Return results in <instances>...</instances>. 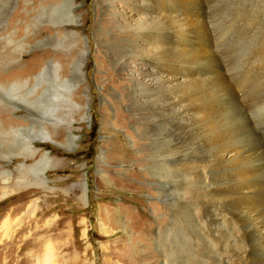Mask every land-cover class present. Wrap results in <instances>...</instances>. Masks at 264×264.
I'll return each instance as SVG.
<instances>
[{"label":"rangeland","instance_id":"1","mask_svg":"<svg viewBox=\"0 0 264 264\" xmlns=\"http://www.w3.org/2000/svg\"><path fill=\"white\" fill-rule=\"evenodd\" d=\"M197 1L209 22L203 34L214 45L204 66L193 64L200 33L178 63L162 62L200 74L198 82L176 92L156 90L150 82L159 56L140 50L147 34L137 21L144 2L0 0V19L7 13L0 83L27 85L20 90L21 107L9 103L10 95L0 97L8 115L25 126L40 109L51 108L72 127L50 129L52 140L35 142V156L21 151L19 136L0 142V264H200L197 245L209 246L217 233L204 223L196 234L191 225L183 229L171 206L183 191L175 186L174 194L166 186L181 183L200 162L217 160L212 136L242 149L264 146V0ZM166 4L172 14L181 12L179 5ZM71 13L75 23L67 22ZM171 23L156 20L150 34ZM205 68L216 72L201 80ZM43 69L47 73L37 82ZM249 76L257 82L253 96L236 88L239 99L227 100L228 84L235 87ZM209 103L213 111L206 109ZM66 110L71 114L63 116ZM46 156L50 162L40 183L28 170ZM228 232L227 239L219 233L222 242L228 240L222 245L235 244ZM203 260L214 264L211 257Z\"/></svg>","mask_w":264,"mask_h":264},{"label":"bare ground","instance_id":"2","mask_svg":"<svg viewBox=\"0 0 264 264\" xmlns=\"http://www.w3.org/2000/svg\"><path fill=\"white\" fill-rule=\"evenodd\" d=\"M137 1L144 2L142 12L139 14L141 17L137 21L139 27L147 33L146 35L142 36L140 50L153 52L159 56L153 58L155 61V64L153 65L154 72L151 75L150 82L152 85H154V89H171L175 90L176 92H180L188 84H191L195 80H200V74L198 73V70L194 72H197L199 75L194 74V72L190 74L187 71H184V66L181 64L175 67L162 64L164 61L178 63L176 59L181 60L180 58L182 49L190 48L194 43L196 44V40H199V37L194 35L199 33L201 34L200 40L203 39V42H198V44H200L198 46L200 51L195 56L193 64H203L204 66V61L208 60L209 56H211L208 47L210 48L213 43L210 42V39L207 38L205 33L203 34L209 22H207L206 19L204 20V12L199 6L200 2L197 0H169L172 4L179 5L182 8L180 13L172 14L169 12V7L167 9V7L164 5L166 4V0ZM101 4L103 5L100 6L104 7V3L101 2ZM153 12L156 13V17L153 16ZM6 14L7 13H4L2 19H0V36L7 25V20L5 18ZM19 17H21L20 13ZM75 19V14L71 13L67 22L75 23ZM160 19H171L172 23L165 25L160 31H158V34H150L154 32L151 30V26L156 20L158 21ZM173 32L175 36L173 35V37H171ZM173 44H176L177 47H173ZM169 49H173L172 56L169 54V52H171ZM157 51L161 52L160 55ZM260 53L261 54L259 55L261 60H264V46L262 47ZM254 69L257 71V74H259L262 70L259 67H255ZM215 72L216 69L214 68H205L201 71V75L204 76L201 78V80L206 79L207 75H213ZM46 73L47 69H43L37 76H35L34 79L38 82L44 78ZM245 75L248 76L249 74ZM251 76L242 79V81L238 82V85L236 84L237 86L235 87L227 83L229 87L228 95L226 97L227 100L233 98L239 99L236 93V88H244L245 97L247 95H252L251 90L254 89L253 86L257 82L255 81L256 78L253 80ZM20 81L14 83L10 82L8 85L4 82L0 83V97L4 98V96L10 95V100L12 102L9 99L8 100L10 102H8L19 107L22 106L20 102L22 103L24 99L22 98L23 94L21 95L20 90L27 86L26 84H23V81L21 83ZM192 85L193 84L190 86ZM256 92L257 93L254 95H256V100L259 102L261 99H263V94H261L259 88ZM246 100L248 99H245V101ZM26 101L29 104L31 103L28 100ZM65 101L70 103L69 106L76 107V105H74V103L69 98V95H66ZM213 108H215V106L212 103H209V105L206 107L207 110H212ZM193 111L195 113L198 112L194 109ZM9 112L10 110L5 105H3L2 99H0V142L6 144L13 143L17 141L15 137L19 136L21 137L19 140L21 151L27 150L32 156H35V153L37 152L35 150V142L39 141L43 143L52 140L48 132L50 129L53 131L55 130L56 132H65L72 128L70 122L64 121L63 118L60 120L59 114H55V111H53L51 108L40 109V111L37 112V116L39 117L29 118L30 125L25 126H21L17 120L12 119L8 115ZM66 112L67 113H64L63 116H68L71 114L69 110H66ZM58 121H60L62 126L61 124L58 125L55 123ZM25 130L38 133L36 135H26L24 133ZM212 134H214V132ZM70 137V141L73 142L75 136L70 135ZM229 137L232 138L231 135ZM219 138L220 135L211 137V140L214 141V143H217L215 148V153L217 152V160L215 159V161L211 163L200 162L198 167L195 168L196 171L194 170V173L192 172L193 174L186 176V178L183 179L181 183L179 182L177 184H173L170 182L167 184L166 189L169 192L175 194L177 192V190H173L175 186H177L181 192L183 191L182 197L179 198L177 195V199H174L173 205H171L174 206L172 211H178L176 214L180 219L179 221L181 222L180 224H182L183 229L186 230L188 227L187 225H191L193 230L192 234H196V232L199 231L198 226L201 223H204L210 228L215 229L217 234L213 236L214 243L210 242L209 246H204V244L197 245V251L194 253H196V259L198 260V263H205L203 262V258L205 259V256H207L214 260V264H264V146H248L247 144L248 147L242 149V146L237 147L234 145L232 140L221 141ZM58 145L64 146L62 144ZM49 162L50 158L46 156L39 163L29 168L28 172L36 175V177L40 179V183H43V178L47 169L46 166ZM189 165L190 164H187V166ZM164 167L166 171L168 167L166 165H164ZM176 173L178 174V172ZM5 177L6 180H9L7 175H5ZM187 177L190 179L188 182ZM184 223H186V225H184ZM224 230L231 232L232 235L235 236L234 245H222L228 241L225 240L222 242L219 236V233L223 232L225 239L228 238ZM251 245L254 246V249L251 248ZM222 246H226L222 248L224 253L229 251V255L226 259L219 249V247L221 248ZM215 254L217 256H215Z\"/></svg>","mask_w":264,"mask_h":264}]
</instances>
